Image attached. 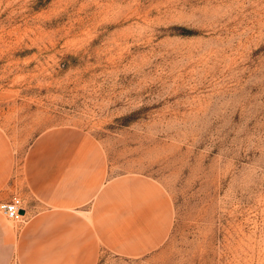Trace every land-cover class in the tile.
I'll return each mask as SVG.
<instances>
[{
  "label": "rangeland",
  "instance_id": "obj_1",
  "mask_svg": "<svg viewBox=\"0 0 264 264\" xmlns=\"http://www.w3.org/2000/svg\"><path fill=\"white\" fill-rule=\"evenodd\" d=\"M45 135L87 139L100 182L170 203L157 247L95 246L93 264H264V0H0V199L28 212ZM22 221L0 214V264H63L17 254Z\"/></svg>",
  "mask_w": 264,
  "mask_h": 264
},
{
  "label": "crops",
  "instance_id": "obj_2",
  "mask_svg": "<svg viewBox=\"0 0 264 264\" xmlns=\"http://www.w3.org/2000/svg\"><path fill=\"white\" fill-rule=\"evenodd\" d=\"M73 140L45 135L26 155L24 188L37 208L25 209L17 254L49 247L60 251L51 255L62 257L60 263L93 264L95 246L128 257L157 247L170 224L164 193L136 177L100 182L94 176V152L83 151L91 144L83 137L77 145Z\"/></svg>",
  "mask_w": 264,
  "mask_h": 264
},
{
  "label": "built area",
  "instance_id": "obj_3",
  "mask_svg": "<svg viewBox=\"0 0 264 264\" xmlns=\"http://www.w3.org/2000/svg\"><path fill=\"white\" fill-rule=\"evenodd\" d=\"M22 210L20 214L18 211ZM0 214L9 221H19L25 214L22 199L17 194H11L6 199H0Z\"/></svg>",
  "mask_w": 264,
  "mask_h": 264
},
{
  "label": "water",
  "instance_id": "obj_4",
  "mask_svg": "<svg viewBox=\"0 0 264 264\" xmlns=\"http://www.w3.org/2000/svg\"><path fill=\"white\" fill-rule=\"evenodd\" d=\"M18 212H19L20 214H22V213H23V211H22V210H19Z\"/></svg>",
  "mask_w": 264,
  "mask_h": 264
}]
</instances>
